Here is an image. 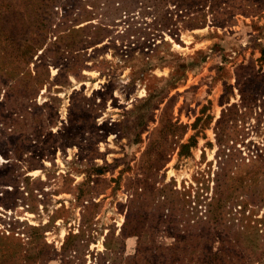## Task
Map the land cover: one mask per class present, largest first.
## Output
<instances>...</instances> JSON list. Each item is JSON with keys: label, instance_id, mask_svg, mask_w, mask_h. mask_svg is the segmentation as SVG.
<instances>
[{"label": "rangeland", "instance_id": "1", "mask_svg": "<svg viewBox=\"0 0 264 264\" xmlns=\"http://www.w3.org/2000/svg\"><path fill=\"white\" fill-rule=\"evenodd\" d=\"M0 264H264V0H0Z\"/></svg>", "mask_w": 264, "mask_h": 264}, {"label": "trees", "instance_id": "2", "mask_svg": "<svg viewBox=\"0 0 264 264\" xmlns=\"http://www.w3.org/2000/svg\"><path fill=\"white\" fill-rule=\"evenodd\" d=\"M188 145H189V144H188ZM188 145H186V146H182L181 148L184 149L185 147H188Z\"/></svg>", "mask_w": 264, "mask_h": 264}]
</instances>
